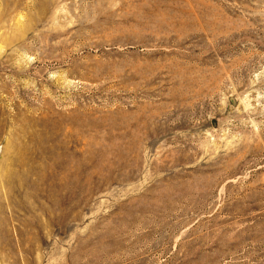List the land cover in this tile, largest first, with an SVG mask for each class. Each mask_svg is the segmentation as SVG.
Masks as SVG:
<instances>
[{"label": "rangeland", "instance_id": "374dc122", "mask_svg": "<svg viewBox=\"0 0 264 264\" xmlns=\"http://www.w3.org/2000/svg\"><path fill=\"white\" fill-rule=\"evenodd\" d=\"M0 264H264V0H0Z\"/></svg>", "mask_w": 264, "mask_h": 264}, {"label": "bare ground", "instance_id": "6f19581e", "mask_svg": "<svg viewBox=\"0 0 264 264\" xmlns=\"http://www.w3.org/2000/svg\"><path fill=\"white\" fill-rule=\"evenodd\" d=\"M136 33L132 29L123 28H116L105 33L99 27H91L87 34L80 37L79 46L71 48L68 54L86 58L88 64H84L82 68L93 76L128 78L138 75L142 69L135 63L149 61L151 52L147 49L143 50L144 53L137 51L138 48L143 49L146 45L139 40L140 34L138 36ZM145 33L148 34V32ZM67 48L69 47L66 46L65 49Z\"/></svg>", "mask_w": 264, "mask_h": 264}]
</instances>
